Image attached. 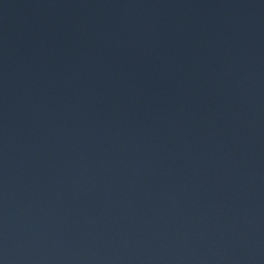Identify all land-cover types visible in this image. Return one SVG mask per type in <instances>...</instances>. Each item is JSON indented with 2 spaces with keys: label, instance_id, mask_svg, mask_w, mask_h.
Returning <instances> with one entry per match:
<instances>
[{
  "label": "water",
  "instance_id": "water-1",
  "mask_svg": "<svg viewBox=\"0 0 264 264\" xmlns=\"http://www.w3.org/2000/svg\"><path fill=\"white\" fill-rule=\"evenodd\" d=\"M0 264H264V0H0Z\"/></svg>",
  "mask_w": 264,
  "mask_h": 264
}]
</instances>
